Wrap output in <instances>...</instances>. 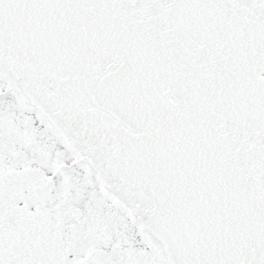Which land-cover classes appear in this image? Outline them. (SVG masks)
I'll use <instances>...</instances> for the list:
<instances>
[{"label": "snow or ice", "instance_id": "snow-or-ice-1", "mask_svg": "<svg viewBox=\"0 0 264 264\" xmlns=\"http://www.w3.org/2000/svg\"><path fill=\"white\" fill-rule=\"evenodd\" d=\"M0 264H264V0H0Z\"/></svg>", "mask_w": 264, "mask_h": 264}]
</instances>
